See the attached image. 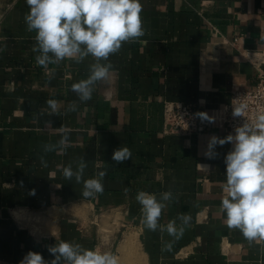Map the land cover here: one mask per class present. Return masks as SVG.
<instances>
[{"label":"crops","instance_id":"obj_1","mask_svg":"<svg viewBox=\"0 0 264 264\" xmlns=\"http://www.w3.org/2000/svg\"><path fill=\"white\" fill-rule=\"evenodd\" d=\"M140 2L146 34L109 57L110 95L100 82L80 103L71 85L88 76L93 58L46 72L32 51L35 32L26 30V0H0V262L19 264L29 251L51 260L48 246L66 240L112 251L121 264H264V246L229 229L219 211L232 144L217 145L214 159L205 152L211 136L229 134L164 132L165 101L192 102L208 114L230 102L233 84L256 83L245 54L264 56V0ZM48 99L63 103L61 114L49 115ZM72 101L77 111L65 113ZM61 127L72 146L44 153ZM121 146L132 158L117 164L112 154ZM81 158L85 179L107 173L95 199L83 198L82 183L58 170ZM140 190L177 197L161 224L191 216L171 251L162 245L172 237L140 223Z\"/></svg>","mask_w":264,"mask_h":264},{"label":"clouds","instance_id":"obj_2","mask_svg":"<svg viewBox=\"0 0 264 264\" xmlns=\"http://www.w3.org/2000/svg\"><path fill=\"white\" fill-rule=\"evenodd\" d=\"M28 12L24 21L28 32H35L32 51L36 53V64L46 72H52L49 65H59L65 60L79 64L92 57L89 74L71 85L80 103L93 98L98 83L103 82L106 94L110 95L114 67L109 57L118 53L123 44L136 42L145 36L140 0H26ZM2 50V49H0ZM49 115L61 114L63 103L56 99L46 101ZM248 105L239 103L233 107L234 117H244ZM78 105L72 101L65 110L76 112ZM201 120L211 122L206 113H197ZM51 121L45 124L51 127ZM60 139L43 145V152H64L72 146L69 130H57ZM235 134L220 138L211 136L205 156L214 159L217 145L232 144L226 154L225 183L219 211L224 215V223L229 229H236L250 245L264 246V111L256 113L249 122L244 120L237 126ZM132 158L131 150L121 146L114 150L112 160L117 164ZM43 156L41 160L43 161ZM45 166L46 163H45ZM87 162L81 158L66 166L58 165V170L66 180H75L83 185L82 197L95 199L103 194V178L106 171L96 176L84 178ZM125 193L129 189H124ZM140 207V223L152 232L167 233L172 240L163 241L162 251H171L173 244L181 239L191 223V216L179 214L167 224H161L163 210L174 202V193L164 191L159 194L140 190L135 196ZM179 221V224L177 223ZM163 240V236H162ZM51 260L34 251L27 252L19 264H121L120 257L99 247L85 248L75 241L60 240L47 248Z\"/></svg>","mask_w":264,"mask_h":264},{"label":"built area","instance_id":"obj_3","mask_svg":"<svg viewBox=\"0 0 264 264\" xmlns=\"http://www.w3.org/2000/svg\"><path fill=\"white\" fill-rule=\"evenodd\" d=\"M245 57L256 67L257 81L254 85L233 84L230 102L222 109L207 114L212 118L211 122L201 120L197 115L201 112L192 102L165 101L164 132L201 135L218 129L226 134H235V128L242 125L244 120L251 122L257 112L264 111V56L260 53L247 52ZM239 103L248 105L244 117L233 116V107Z\"/></svg>","mask_w":264,"mask_h":264},{"label":"bare ground","instance_id":"obj_4","mask_svg":"<svg viewBox=\"0 0 264 264\" xmlns=\"http://www.w3.org/2000/svg\"><path fill=\"white\" fill-rule=\"evenodd\" d=\"M17 216H19L18 214H16ZM18 218V217H17ZM130 241V240H129Z\"/></svg>","mask_w":264,"mask_h":264}]
</instances>
